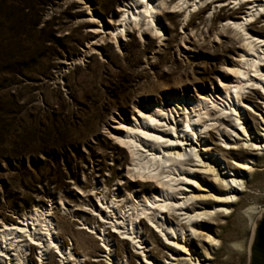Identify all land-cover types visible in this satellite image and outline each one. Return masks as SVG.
<instances>
[{"label":"rangeland","instance_id":"1","mask_svg":"<svg viewBox=\"0 0 264 264\" xmlns=\"http://www.w3.org/2000/svg\"><path fill=\"white\" fill-rule=\"evenodd\" d=\"M215 1L191 7L186 20L184 7L171 8L178 0H166L155 20L164 34L159 41L145 26L139 36L131 24L116 39L91 30L111 29L124 0H0V222H15L35 206L51 208L63 247L72 243L82 264L144 261L130 240L108 253L96 235L94 222L101 220L93 210L99 199L109 203L118 197L122 213L147 194L140 184H153L127 174L132 164L128 152L105 130L119 117L129 119L134 106L182 91L195 96L218 85L237 39L229 28L221 30L224 23L217 16L246 12L247 5L218 6ZM249 97L256 102V96ZM247 122L257 129V121ZM223 157L229 163L252 156ZM254 159L253 171L243 179L246 188L229 213L217 227L203 228L218 244L209 248L190 241L200 263L205 249L210 254L206 264H249L254 227L264 212V152ZM203 184L209 186L206 180ZM120 211L116 217L104 216L121 221ZM111 226L105 227L114 231ZM162 240L159 233H146L145 255L164 262L168 254ZM37 252L33 248L28 257L32 264ZM58 261L50 253L48 264Z\"/></svg>","mask_w":264,"mask_h":264},{"label":"bare ground","instance_id":"2","mask_svg":"<svg viewBox=\"0 0 264 264\" xmlns=\"http://www.w3.org/2000/svg\"><path fill=\"white\" fill-rule=\"evenodd\" d=\"M165 1L124 0L118 10L119 19L111 29L93 27L91 30L116 39L124 36L131 24L139 36L141 27L145 26L161 41L164 34L155 20L167 6ZM202 2L178 0L171 2V8L184 7V19L190 20L189 9ZM226 2L233 6L247 5V8L243 13L217 16L224 23L221 30L229 28L237 39L236 46L230 48L234 54L232 59L219 71L218 85L204 88L203 93L195 96L182 91L159 102L147 101L143 106H134L129 119L119 117L105 130L117 146L127 150L132 163L127 174L153 183H139V188L146 189L147 194L137 197L136 204L124 206L122 213L118 197L109 203L98 200L100 208L95 206L93 210L101 220L94 222L98 229L96 235L108 253L112 246L130 240L135 245V255H139L138 251L142 255L144 261L140 264H206L210 254L203 249L199 254L203 263H200L190 241L197 240L209 248L218 244L203 228L217 227L219 218L229 213L230 204L246 188L243 179L253 171L254 157L264 152V37L260 36L264 33V0L215 1L218 6ZM256 23L263 24L256 27ZM250 94L256 96V102ZM254 120L257 129L248 127L247 121ZM214 133L218 139L213 137ZM223 153L252 157L226 163ZM205 180L209 186L203 184ZM101 195L105 200V195ZM119 211L122 220L112 221L110 215L116 217ZM109 223L114 231L105 227ZM87 230L95 229L87 227ZM121 230L120 236H116L115 231ZM58 232L51 219V208L40 206L15 222H0V264H32L28 257L33 248L38 251L35 264H48L50 253L56 254L60 264H82L83 260L72 252V243L71 247H63ZM150 232L159 233L163 239L161 242L168 254L167 258L163 257L164 262L145 255L147 246L142 242L143 236Z\"/></svg>","mask_w":264,"mask_h":264},{"label":"flooded vegetation","instance_id":"3","mask_svg":"<svg viewBox=\"0 0 264 264\" xmlns=\"http://www.w3.org/2000/svg\"><path fill=\"white\" fill-rule=\"evenodd\" d=\"M257 229H258V226L255 228L252 239L250 241L251 243H250V253H249L250 254L249 264H262L261 255L259 251V245H258L259 240H258V230Z\"/></svg>","mask_w":264,"mask_h":264},{"label":"water","instance_id":"4","mask_svg":"<svg viewBox=\"0 0 264 264\" xmlns=\"http://www.w3.org/2000/svg\"><path fill=\"white\" fill-rule=\"evenodd\" d=\"M264 214V212L262 213V215ZM260 216L259 220L257 221L255 228L258 226V240H259V251H260V255H261V260H262V264H264V215Z\"/></svg>","mask_w":264,"mask_h":264}]
</instances>
